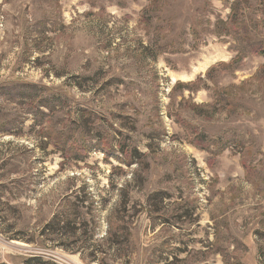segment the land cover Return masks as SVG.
I'll use <instances>...</instances> for the list:
<instances>
[{
    "label": "rangeland",
    "instance_id": "1",
    "mask_svg": "<svg viewBox=\"0 0 264 264\" xmlns=\"http://www.w3.org/2000/svg\"><path fill=\"white\" fill-rule=\"evenodd\" d=\"M240 1L0 0V264H264V0L243 58Z\"/></svg>",
    "mask_w": 264,
    "mask_h": 264
},
{
    "label": "trees",
    "instance_id": "2",
    "mask_svg": "<svg viewBox=\"0 0 264 264\" xmlns=\"http://www.w3.org/2000/svg\"><path fill=\"white\" fill-rule=\"evenodd\" d=\"M245 2H247V0H242L240 1V3H237L234 8H235V12L234 14L231 16L230 18V22L233 24V26H235L234 28L232 27L233 31L235 29H238L233 35L235 34H243V37L241 38V34L236 36V41L238 42L239 44V49L242 50V52L239 54L240 58H243L244 54L246 53V47L247 46L249 49H250V53H253V54H257L259 53V51H262V45H257L256 43L254 44H251L249 45L248 44V41H249V38L247 40L244 39V32H246V26L248 25L246 19L244 18V16L242 15V11L239 12L238 10V7ZM238 12H239V17H238ZM233 66V65H232ZM214 71V70H213ZM212 72V71H210ZM177 87H183V88H189L190 86L189 85H183V84H179L177 85ZM95 115L97 116V114L95 113H92L90 111H88L87 109L85 108H82V107H76V108H72L70 110V117H71V120L74 122L75 126H77L76 128L78 129V131L82 134L85 135V137H90L93 135V127L92 125L94 126L96 121L95 122H91L90 121V118H92V116ZM92 124V125H91ZM59 137H62L66 146L69 148L70 152H74L76 154H80L81 153V150L82 149H78L76 147V144H78V139L76 141V143L74 142V146L72 147H69V143H73V140H75L74 138H71L69 136H65V135H60ZM73 139V140H72ZM101 144V143H100ZM84 147H86L84 144H83ZM105 148L104 149V152H105V157L106 159L108 158V154L110 152H113V147H108V145H105ZM120 154L121 155H124L125 157H128L130 161L134 160L135 159V156L137 155L136 154V150H126V147H123L121 146V149H120ZM82 154H85L84 151H82ZM76 216V215H75ZM66 218H64V224H63V227L61 226L62 223H59L58 225L60 226L59 229H62L64 230V228H69V227H72V225H74L73 229L76 228L78 225L77 224V221H76V218L75 219H71V215H66L65 216ZM55 222V219L53 221V223ZM67 234V232H66Z\"/></svg>",
    "mask_w": 264,
    "mask_h": 264
}]
</instances>
